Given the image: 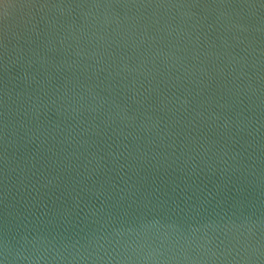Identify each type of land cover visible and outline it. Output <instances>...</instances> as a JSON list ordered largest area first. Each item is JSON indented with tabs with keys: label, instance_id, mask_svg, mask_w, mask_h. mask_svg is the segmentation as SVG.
Listing matches in <instances>:
<instances>
[{
	"label": "water",
	"instance_id": "1",
	"mask_svg": "<svg viewBox=\"0 0 264 264\" xmlns=\"http://www.w3.org/2000/svg\"><path fill=\"white\" fill-rule=\"evenodd\" d=\"M0 264H264V0H0Z\"/></svg>",
	"mask_w": 264,
	"mask_h": 264
}]
</instances>
